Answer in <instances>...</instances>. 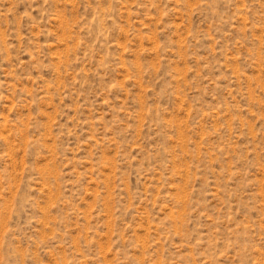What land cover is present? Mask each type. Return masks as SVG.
Instances as JSON below:
<instances>
[{
  "label": "rangeland",
  "instance_id": "obj_1",
  "mask_svg": "<svg viewBox=\"0 0 264 264\" xmlns=\"http://www.w3.org/2000/svg\"><path fill=\"white\" fill-rule=\"evenodd\" d=\"M0 264H264V0H0Z\"/></svg>",
  "mask_w": 264,
  "mask_h": 264
}]
</instances>
